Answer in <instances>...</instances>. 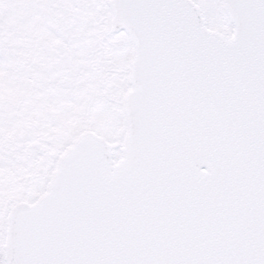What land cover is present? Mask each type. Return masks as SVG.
Here are the masks:
<instances>
[{
  "label": "snow or ice",
  "instance_id": "snow-or-ice-1",
  "mask_svg": "<svg viewBox=\"0 0 264 264\" xmlns=\"http://www.w3.org/2000/svg\"><path fill=\"white\" fill-rule=\"evenodd\" d=\"M0 264H264V0H0Z\"/></svg>",
  "mask_w": 264,
  "mask_h": 264
}]
</instances>
